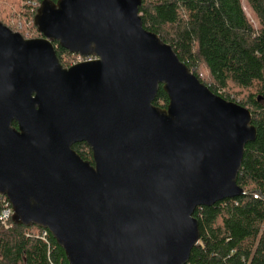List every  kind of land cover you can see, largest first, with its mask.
<instances>
[{
    "label": "water",
    "instance_id": "obj_1",
    "mask_svg": "<svg viewBox=\"0 0 264 264\" xmlns=\"http://www.w3.org/2000/svg\"><path fill=\"white\" fill-rule=\"evenodd\" d=\"M140 6L44 0L31 40L0 23V196L68 264H187L195 210L244 195L250 112L146 31ZM54 42L93 59L63 68ZM160 86L165 109L153 105ZM82 143L92 164L72 148Z\"/></svg>",
    "mask_w": 264,
    "mask_h": 264
},
{
    "label": "trees",
    "instance_id": "obj_2",
    "mask_svg": "<svg viewBox=\"0 0 264 264\" xmlns=\"http://www.w3.org/2000/svg\"><path fill=\"white\" fill-rule=\"evenodd\" d=\"M22 1L25 15L16 22L26 17L29 36L19 33L25 40L40 38L33 20L44 0ZM243 2L256 27L246 16ZM138 14L143 28L169 45L200 83L248 110L257 132L256 140L244 148L237 176L244 195L195 210L200 240L187 264H264V0H141ZM53 45L63 68L74 65L75 55ZM202 69L207 80L202 79ZM153 105L161 109L168 105L161 86ZM72 148L92 164L85 144ZM2 208L0 200V213ZM0 264L68 263L47 231L9 220L7 227L0 221Z\"/></svg>",
    "mask_w": 264,
    "mask_h": 264
},
{
    "label": "rangeland",
    "instance_id": "obj_3",
    "mask_svg": "<svg viewBox=\"0 0 264 264\" xmlns=\"http://www.w3.org/2000/svg\"><path fill=\"white\" fill-rule=\"evenodd\" d=\"M243 10L248 17L249 21L256 27L255 19L246 6V4L243 2ZM24 2L22 0H0V23H2L4 26L9 28L13 32H17L21 35V33H24V37H28L29 34L25 33V28H29V22H24L26 17H24V20H21L19 22H16L19 16L25 15L24 13ZM22 19V18H20ZM27 20V19H26ZM25 20V21H26ZM21 32V33H19ZM23 38V37H22ZM37 36L32 37L31 39H36ZM30 39V38H29ZM200 74L202 76L203 80H207V74L203 71V69L200 71ZM236 92V90H233ZM233 91H230L232 94ZM238 92V91H237ZM244 95V93H241V97ZM241 97H236L238 101L242 99Z\"/></svg>",
    "mask_w": 264,
    "mask_h": 264
},
{
    "label": "built area",
    "instance_id": "obj_4",
    "mask_svg": "<svg viewBox=\"0 0 264 264\" xmlns=\"http://www.w3.org/2000/svg\"><path fill=\"white\" fill-rule=\"evenodd\" d=\"M91 60H92V58L84 59L83 57L76 55L74 65L79 64V63H83V62H87V61H91ZM0 200L3 203V208H2L1 213H0V221L5 227H7L8 221L11 220L12 215H13L12 208H11L9 202L6 200L5 197L0 196Z\"/></svg>",
    "mask_w": 264,
    "mask_h": 264
},
{
    "label": "flooded vegetation",
    "instance_id": "obj_5",
    "mask_svg": "<svg viewBox=\"0 0 264 264\" xmlns=\"http://www.w3.org/2000/svg\"><path fill=\"white\" fill-rule=\"evenodd\" d=\"M93 59V58H92Z\"/></svg>",
    "mask_w": 264,
    "mask_h": 264
}]
</instances>
